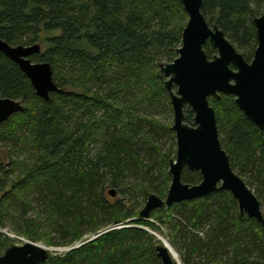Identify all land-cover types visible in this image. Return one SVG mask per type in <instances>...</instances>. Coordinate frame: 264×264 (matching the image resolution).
<instances>
[{"label":"trees","instance_id":"trees-1","mask_svg":"<svg viewBox=\"0 0 264 264\" xmlns=\"http://www.w3.org/2000/svg\"><path fill=\"white\" fill-rule=\"evenodd\" d=\"M263 12L264 0H204L202 9L247 62ZM187 23L180 0H0V38L45 45L31 61L50 64L60 90L39 98L0 52V98L25 106L0 124V229L67 250L44 264H161V241L149 231L164 227L182 264H264L263 226L241 216L227 191L140 217L150 194L167 196L172 181L175 153L162 155L158 145L165 134L174 145L176 138L156 120L160 108L173 111L160 67L178 57ZM205 50L210 59L216 54L211 45ZM210 104L233 170L264 208V131L234 96ZM193 119L186 110V122ZM183 181L202 177L185 169ZM11 242L0 233V255Z\"/></svg>","mask_w":264,"mask_h":264},{"label":"water","instance_id":"water-1","mask_svg":"<svg viewBox=\"0 0 264 264\" xmlns=\"http://www.w3.org/2000/svg\"><path fill=\"white\" fill-rule=\"evenodd\" d=\"M180 2L189 18L182 35V46L173 62L160 67L174 112L172 131L176 135L177 154L176 160L170 162L172 183L166 200L156 195L149 196L140 217L148 220L152 212L162 206L171 208L178 203L227 191L237 201L241 216L257 220L264 228L261 203L233 170L230 156L220 142L216 111L210 104V98L220 100L222 95L234 96L239 110L264 131V12L254 19L258 46L252 61L247 62L224 32L207 22L202 13L204 0ZM207 45L216 51L211 59L205 50ZM0 52L18 65L39 98L50 100L52 93L60 91L51 65L31 61V57L42 53L41 45L12 46L0 38ZM186 110L194 114L193 124L186 122ZM24 111L21 101L0 98V124ZM185 169L198 172L202 181L196 185L185 183ZM110 195L114 197L115 191ZM160 241L156 247L160 263L179 264L173 251ZM52 251L56 250L32 241L21 246L13 244L0 256V264H44Z\"/></svg>","mask_w":264,"mask_h":264},{"label":"rangeland","instance_id":"rangeland-1","mask_svg":"<svg viewBox=\"0 0 264 264\" xmlns=\"http://www.w3.org/2000/svg\"><path fill=\"white\" fill-rule=\"evenodd\" d=\"M189 19V18H188ZM41 45V47H42V51H45L46 50V46L45 45H43V44H40ZM174 92H176V88H174ZM158 116V117H157ZM156 120H158L159 122H161V123H163V124H170L171 125V127L173 126V124H174V112L173 111H168V113L166 112V113H164V112H162L161 111V108H160V111L158 110V113H157V115H156ZM161 139V141L159 142V147H161V150L163 151L162 152V155L164 154V153H167L168 151H171V150H173V152L175 153L174 155H173V157H172V159L170 160V162L172 161V160H176V154H177V143H176V138H175V145L173 144V140H172V138H171V136H169L168 134H165V136L164 137H162V138H160ZM170 162H169V167H168V170H167V172H169L170 173ZM246 181V180H245ZM171 183H172V181L170 182V186H171ZM170 188V187H169ZM169 191V190H168ZM150 195H157V196H159L160 197V195H158V194H156L155 192L154 193H151ZM167 195H168V193H167ZM163 200H166V198H167V196H164V197H161ZM118 199L120 200V197H118ZM148 200V199H147ZM147 200L145 201V202H143V204H142V210L144 209V207H145V205H146V203H147ZM262 211H263V213H264V208H262ZM148 220H150V219H148ZM147 231H149L148 229H146ZM169 230L166 228V227H164V228H162V233H157V235H158V238H160V240H162V241H164V242H167L172 248H173V250H174V252H176V254H177V258H178V262H179V264H182V255H181V252H178L177 250H176V248L174 247V246H172V244H171V242H170V236H169V232H168ZM0 233L1 234H4V235H7L9 238H11L12 240H13V242H11V244L13 245H18V246H21V245H23L25 242H27V241H29V240H26V239H24V238H21V237H17V236H15L14 234H11L8 230H3V229H0ZM149 233L150 234H153L154 236H156L155 234H154V232H152V231H149ZM159 235H160V237H159ZM94 237L95 236H92V237H89L87 240H92V239H94ZM157 238V237H156ZM157 238V239H158ZM159 240V239H158ZM159 240V241H160ZM43 245V244H42ZM45 246V245H44ZM46 247V246H45ZM48 248V247H47ZM49 249H52V248H49ZM54 249V248H53ZM56 251H52V253H58V254H62V253H64L65 251H67V250H65V249H55ZM6 252V251H5ZM4 252V253H5ZM3 253V254H4ZM3 254H1V255H3ZM0 255V256H1Z\"/></svg>","mask_w":264,"mask_h":264},{"label":"bare ground","instance_id":"bare-ground-1","mask_svg":"<svg viewBox=\"0 0 264 264\" xmlns=\"http://www.w3.org/2000/svg\"><path fill=\"white\" fill-rule=\"evenodd\" d=\"M157 235V234H156ZM158 236V235H157ZM156 236V237H157ZM159 237H160V235H159ZM158 238V237H157ZM161 238V237H160ZM159 239V238H158ZM166 243V245L168 246V248L171 250V251H173V254H174V256H175V258H176V260L178 261V258H177V254H176V252H174V250H173V248L167 243V242H165ZM53 249V248H52Z\"/></svg>","mask_w":264,"mask_h":264}]
</instances>
